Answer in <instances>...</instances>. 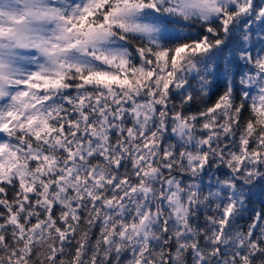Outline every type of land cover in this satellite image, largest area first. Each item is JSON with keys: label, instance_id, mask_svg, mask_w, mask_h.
I'll return each instance as SVG.
<instances>
[{"label": "snow or ice", "instance_id": "6c2138e0", "mask_svg": "<svg viewBox=\"0 0 264 264\" xmlns=\"http://www.w3.org/2000/svg\"><path fill=\"white\" fill-rule=\"evenodd\" d=\"M0 264H264V0H0Z\"/></svg>", "mask_w": 264, "mask_h": 264}, {"label": "clouds", "instance_id": "9594fccd", "mask_svg": "<svg viewBox=\"0 0 264 264\" xmlns=\"http://www.w3.org/2000/svg\"><path fill=\"white\" fill-rule=\"evenodd\" d=\"M24 55H28V53H24Z\"/></svg>", "mask_w": 264, "mask_h": 264}]
</instances>
